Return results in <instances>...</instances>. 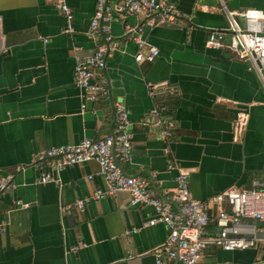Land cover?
<instances>
[{"label": "crops", "instance_id": "obj_1", "mask_svg": "<svg viewBox=\"0 0 264 264\" xmlns=\"http://www.w3.org/2000/svg\"><path fill=\"white\" fill-rule=\"evenodd\" d=\"M58 1L0 0V178L13 174L15 185L0 194V264H157L168 229L147 224L156 215L151 206H132L129 193L117 191L63 211L106 190L98 163L54 169L53 180L42 183L34 157L106 135L112 107L122 103L132 144L123 170L148 178L157 195H171L181 172L202 200L252 187L264 178V77L204 43L209 31L226 30L227 9L264 15V0H171L184 18L143 27L144 39L159 49L150 63L137 62L135 43L123 36L124 25L142 17L119 13L118 0H109V33L119 50L103 69L108 95L96 101L84 99L73 69L102 41L88 35L97 0H64L73 12L71 32H63L68 21ZM156 105L175 124L169 140L153 121L144 123ZM198 264H264V241L236 250L209 245Z\"/></svg>", "mask_w": 264, "mask_h": 264}, {"label": "built area", "instance_id": "obj_2", "mask_svg": "<svg viewBox=\"0 0 264 264\" xmlns=\"http://www.w3.org/2000/svg\"><path fill=\"white\" fill-rule=\"evenodd\" d=\"M57 7L68 21L63 32H71L72 9L64 0H59ZM113 7L119 13L140 15L143 19L140 24L127 23L123 28V36L136 45L134 59L137 62L150 63L159 54L158 47L148 43L142 36L145 25L176 23L184 18L171 0H118ZM112 9L109 0H97L88 35L92 39L100 37L102 41L90 56L74 65V85L82 91L86 101H96L108 95L103 68L106 59L119 50V43L109 33V24L113 20ZM226 13L228 27L226 30L209 31L205 47L229 52L264 77L263 13L252 8L227 9ZM239 18L243 19V24ZM84 101L82 109L85 108ZM165 108L163 105L154 106L144 123L153 121L159 128V136L169 140L175 124L165 115ZM112 114V128L101 138L87 137L74 144L51 146L35 155L33 166L39 171V181L42 183L53 180L51 171L54 169L92 160L98 163L106 190H97L89 198L77 199L64 206L63 211L69 212L72 208L81 210L89 200H98L101 196L117 191L128 192L130 205H147L154 209L156 215L147 221L148 225L162 223L168 229L164 244L155 251L157 264H163V259L160 258L163 254L172 264H198L209 245L236 250L255 247L264 241V238L254 235L256 230L264 229V178L254 181L250 188L231 187L202 200L192 195L187 176L178 173L174 178L173 193L157 195L151 189L148 178L141 174H128L123 170V164L130 162L132 158L129 130L131 121L129 112L122 103L113 105ZM168 167L171 169L174 166L170 163ZM22 168L16 167V171ZM154 175L152 172L151 176ZM14 187L13 174L0 178V194ZM251 222H259L263 227H256L254 224L250 226ZM250 227L251 232H248ZM136 230L133 228L131 232ZM245 234L253 236L244 237Z\"/></svg>", "mask_w": 264, "mask_h": 264}, {"label": "water", "instance_id": "obj_3", "mask_svg": "<svg viewBox=\"0 0 264 264\" xmlns=\"http://www.w3.org/2000/svg\"><path fill=\"white\" fill-rule=\"evenodd\" d=\"M118 51V50H117ZM115 51V52H117ZM114 52V53H115ZM105 67H106V63H105ZM105 67L103 69H105ZM105 76V75H104ZM106 78V77H105ZM106 84H107V79H106ZM170 164V163H169ZM171 164L174 166V163L171 162ZM182 174H184L183 172H181ZM156 175H154L153 177L151 178H154ZM256 237H259V238H264V229L263 230H256L255 231V234H254ZM234 236H241V235H234ZM244 237H252L253 234H245L243 235Z\"/></svg>", "mask_w": 264, "mask_h": 264}, {"label": "trees", "instance_id": "obj_4", "mask_svg": "<svg viewBox=\"0 0 264 264\" xmlns=\"http://www.w3.org/2000/svg\"><path fill=\"white\" fill-rule=\"evenodd\" d=\"M255 225H256L257 227H261V223H259V222H255Z\"/></svg>", "mask_w": 264, "mask_h": 264}]
</instances>
